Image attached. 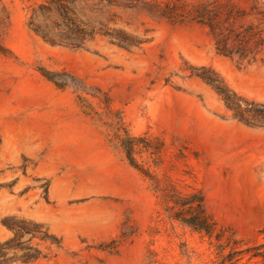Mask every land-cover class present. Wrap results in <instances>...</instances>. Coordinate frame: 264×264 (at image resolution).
<instances>
[{
  "label": "rangeland",
  "instance_id": "1",
  "mask_svg": "<svg viewBox=\"0 0 264 264\" xmlns=\"http://www.w3.org/2000/svg\"><path fill=\"white\" fill-rule=\"evenodd\" d=\"M206 1L0 0V264H218L168 214L200 198L223 244L264 243V52L219 54Z\"/></svg>",
  "mask_w": 264,
  "mask_h": 264
},
{
  "label": "trees",
  "instance_id": "2",
  "mask_svg": "<svg viewBox=\"0 0 264 264\" xmlns=\"http://www.w3.org/2000/svg\"><path fill=\"white\" fill-rule=\"evenodd\" d=\"M212 5V0H207L198 5L196 9L198 10L197 17L206 21L209 25L210 31L215 38L218 53L227 57H238L242 62L257 59L264 52V3H262V9L253 6L251 13H246L233 5H228V16L225 19L219 16L221 7ZM235 12L238 13L237 17L239 18L247 15L256 17L261 22V27L248 25L237 30L231 25L232 20L236 18L233 15ZM223 23L228 25L221 26ZM203 79L217 90L229 108L236 111L240 107L236 94L224 86L217 74L214 73V78L203 77ZM236 115L240 117L238 112ZM127 154L131 164L134 165V158L129 150ZM192 203L194 202H188L191 205ZM197 203L195 207L191 206L188 210L168 212L170 219L180 222L194 232L204 234L211 240L215 239L217 242L218 264H237L244 259H247L248 262L258 260L254 264H264V243L250 245L243 241L228 238L223 244V233L217 232V224L206 212L203 199L200 198ZM225 251L228 252L225 253Z\"/></svg>",
  "mask_w": 264,
  "mask_h": 264
}]
</instances>
